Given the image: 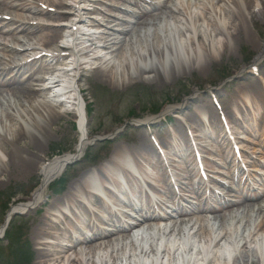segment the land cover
<instances>
[{"label": "bare ground", "instance_id": "1", "mask_svg": "<svg viewBox=\"0 0 264 264\" xmlns=\"http://www.w3.org/2000/svg\"><path fill=\"white\" fill-rule=\"evenodd\" d=\"M125 1L136 5L137 9H131L129 6L123 9L119 5L110 4L111 9L123 13L122 17H117L110 13L111 9L102 10L96 6V3H103L101 0H92V9L82 8L87 16H80L78 22L71 24L72 29L77 28V24L102 29L98 42L103 46L102 53L104 50L105 53L97 54L95 51L97 47H93V44L81 48L89 57L96 54L91 59L95 61L93 66L86 61L77 63L84 69L86 81L99 80L115 90L143 81L165 83L169 79H176L178 72L188 70L198 63L200 56L197 50L190 51V44L187 42V31L191 28L187 29L186 24L177 17L181 13L180 3L183 0ZM232 1L238 5L240 0ZM67 5L65 0H0V34L9 37L13 43L7 45L0 42V52L8 53L7 57L6 54L0 53V184L4 179L11 180L15 176L30 178L41 174V181L35 190L25 201L11 205L9 216L7 215L9 219L15 211H42L34 237H45L48 240L41 243L43 250L39 252L41 257L39 263L98 264L97 261L101 260V264H147L149 261L152 264H219L216 262L218 256L225 259L227 246L223 244L228 243L237 248L245 247L251 235L250 242H253L257 249L263 246L264 252V223H258L264 212L262 205L264 177L260 175L252 177V183L249 176L241 172L237 176L241 185L232 199L220 197L211 205L204 204L193 209L179 208L169 214L152 213L144 221L146 224L143 228L146 229L140 236H134L132 233L140 224L122 226L112 231L92 229L91 223L87 220L92 213L88 203L94 204L99 201L100 184H103L104 178H110L115 182L113 178L116 177L119 168L125 165L116 160L114 162L112 157L132 154L137 162L138 171L145 180L156 178L166 183L168 173L165 170V162L159 155L158 147L152 141L149 132L143 131L135 146L118 144L107 154L109 158L105 163L95 169H84L70 182L63 195L45 198L46 188L62 175L67 162L81 158L89 141L93 140L87 132V127L86 135L82 119L78 131L80 137L74 150L56 155L42 163L40 151L44 147V142L49 140L53 126L63 117V112L56 109L52 100L53 88L58 81H54V77L49 80L47 75L53 71L55 62L71 57L73 50L67 47L61 48L60 54L38 53L34 42H42L49 48L61 35V28L62 30L70 28L67 27V23L62 24L59 21L64 18L68 21L73 13L79 10V6L70 5L73 13L70 11L69 14L56 9ZM93 15H102L106 19L98 21L93 19L95 17ZM43 17L56 21L57 25L54 26L58 27H53L52 30V26L37 22V19ZM170 19L182 26L173 25L169 22ZM114 21L120 23L112 24ZM199 21L200 18L195 19L196 37L201 41H199L201 47L207 42L212 56L218 52L215 38L216 35L223 33V28L215 26L208 34L200 29L202 24ZM241 33L242 30L237 31L239 36ZM238 35L236 37H239ZM262 56L263 53L257 56L254 64H257ZM202 68H205L204 65ZM260 74L261 86L252 91L257 98L261 95L264 85V73ZM242 84L239 83L235 87L234 92L243 96L234 97L232 100L234 105H238L248 94V90L243 89ZM85 93V88H81L82 97ZM254 99L258 102L256 98ZM190 100L183 105L166 107L162 111L163 116L174 110L184 119L193 121L197 127L203 126L202 113L194 110L199 109L204 101L210 99L195 98L193 102L198 101L196 104ZM243 105L245 106V102ZM258 109L248 111V120L258 121V117L262 115ZM208 116L213 130H204V133L214 135L219 122L214 113L209 112ZM156 120L147 117L134 125L150 127L164 125ZM228 126L230 127V123ZM117 130L119 129L113 130L110 134H116ZM246 131L254 134L253 131ZM165 134L160 148H165L168 155H184L185 166L177 167L186 176L195 172L198 165L195 149H189L191 146L188 144L184 123L177 119L173 130L171 132L166 130ZM246 134L247 137H237L241 139L238 145L249 147L254 152L263 151L257 145L245 144L249 143V140L261 144L258 138ZM262 136L264 142V134ZM204 138L200 135L196 138L198 142L201 140L198 149L202 151L209 150V146L203 143ZM245 138L248 141L245 142ZM221 140L224 144L228 139L223 136ZM241 146L238 148H243ZM185 153L188 155L185 156ZM135 157L140 158L142 162ZM173 161L170 163L173 164ZM258 163L264 166V162ZM148 168H152L158 174L150 175ZM214 170L215 167L208 164L205 172L212 174ZM214 185L216 186V183ZM180 188L181 191L188 192L192 188V183L185 181ZM42 206H46L45 209ZM184 206L188 207L187 204ZM65 209L70 210L71 216L65 213ZM3 226L0 225V231ZM84 226L88 232L93 230V235L78 238L73 230L79 231V228ZM204 240L217 249L213 252L214 256L209 259L202 258L201 251L197 249L205 244ZM79 247L83 250L80 251ZM139 255L145 259H138ZM229 256L232 257V254L229 253ZM149 258L151 260H148ZM261 261L264 262V256L261 253L258 256L255 249L240 253L237 258H233L232 264H259Z\"/></svg>", "mask_w": 264, "mask_h": 264}, {"label": "rangeland", "instance_id": "2", "mask_svg": "<svg viewBox=\"0 0 264 264\" xmlns=\"http://www.w3.org/2000/svg\"><path fill=\"white\" fill-rule=\"evenodd\" d=\"M65 1L68 3L67 6L56 9L62 12L71 11L73 13L72 9L69 8L70 5L75 4L79 6V10L73 13V20L83 15L84 11H82V8L90 10L93 6L92 0ZM101 1L103 3H96V6L102 10L109 8L106 2H114L116 4L124 3L122 0ZM174 1L176 2V0ZM125 4L128 5L127 3ZM180 4H182L181 13L178 14L177 17L186 24L187 29L191 28V30L187 31V42L190 44V51L193 52L192 49L197 50V54L200 56L198 63L188 70L178 72L176 79H169L165 83L143 81L119 90H115L109 84L99 80L93 79L86 81V77H83V82H81L80 86L88 89L85 91L84 98L91 103L90 108H92V112L87 115V129L89 135L94 138V140L89 143L88 149L83 157L68 167L67 174L70 181L72 178L77 177L85 168L94 163V159L100 160L108 157L107 154L118 144L131 146L138 144L139 136L143 131L146 133L149 132L154 138L155 143L158 144L157 146L160 147L166 136L164 130L169 125L168 122L161 118V112L156 114L159 116L154 114V108L157 107L161 109L163 106V108H165L174 105H183L188 100L192 98L195 99V97L200 98V100L205 97L211 99V102L205 104V106H210L214 109H217L215 106L216 102L222 103L224 108L221 112L222 116L225 117L226 121L231 123L230 126L238 133L237 136L234 137H244V130H246V128L251 129L252 123L257 137L264 134V87H262V93L259 98L255 97V94L252 92L260 85L259 74L262 72L264 73V56L257 64H254L255 57L264 53V0H240L238 5L232 0H183ZM131 7L136 9V6L133 4ZM113 13L118 16L123 14L117 10H113ZM102 15L93 16H96L99 20H105L106 18ZM83 16L85 17L87 15L84 14ZM199 18V23L202 24L200 29L208 34L212 32L215 26L223 28V33L216 35L217 37L215 38L218 52H215L212 56H210L207 42L201 47L199 43L200 40L196 37L197 23L195 24V19ZM38 21L51 26L55 23V21L49 17L39 18L37 19V22ZM169 22L173 25H177L172 19H170ZM117 23H120V21L113 22V24ZM241 25L243 29H241ZM177 26L182 25L178 24ZM54 28L52 27V30H54ZM240 30H242V33L239 36L237 31ZM60 32H63V30L60 29ZM237 35L239 37H236ZM0 42L7 45L13 44L9 37L2 34H0ZM34 43H36L35 47L38 53L54 52L58 54L61 51L59 49L57 50L54 46L58 44L56 42L49 48L44 46L42 42L38 41ZM0 53L6 54L5 57L8 55L7 52ZM204 61L205 63L203 64ZM55 63H59V61ZM202 65H204L205 68H202ZM232 76H235V78L231 79ZM226 77L228 78L223 81ZM239 83H243V89L248 90V94L247 96L244 95V99L240 101L238 105H234L232 102L233 98H240V96H243L240 95V93H232ZM247 97L248 99H246ZM254 98H256L258 102H256ZM193 99L190 101L193 102ZM243 102H245V106ZM196 103H198V101L193 102V104ZM246 105L248 109H258L259 107L258 110L262 115L258 117V121L249 120V122H246L242 115H237L239 118L234 117L233 112L238 109V106L243 109ZM56 109L59 110V107L56 106ZM133 113L135 114L134 116ZM222 116L216 114V119H218L219 124L221 118L223 119ZM147 117H153L157 119L156 121L162 122L165 125L157 127L142 126L140 124L134 125V123H138V121L144 120ZM75 120V115L63 112V117L53 126L49 140L44 142V147L42 151H40V155L43 157L42 163L53 158L55 155L74 150L80 137ZM185 122L190 127L194 126L192 121L186 120ZM206 124L207 122L205 121V125ZM117 128L120 132L115 136L111 135L110 133ZM208 128L213 130L210 121ZM234 139L236 138H233V140ZM261 140L262 137L259 142H261ZM238 141H240V139H236L233 143L236 144ZM207 143H210L212 148L215 146L217 148L220 147V142H217L215 139L208 138ZM90 145H92V147H90ZM55 148L58 149V151L55 152L53 150ZM87 152L89 153L88 155ZM161 156L163 158L165 157L167 160H170V157H172V155L170 156L167 153H161ZM210 156L212 158L215 157L213 155ZM262 159L264 160V157ZM207 162L210 164L209 161ZM259 170L264 173V169ZM224 171L230 173L229 170L225 169ZM252 177H258V175L249 172L250 180ZM40 178L41 174L38 173L30 178L20 175L13 177L11 180L4 179L0 184V205L7 202L8 198L17 191L19 195L13 199L12 204L22 200L25 201L28 197L26 194L30 189H33L40 183ZM67 187L68 185L66 188ZM235 188V184H232V188L227 187L226 196H228L230 191H234ZM44 195L45 198L50 199L62 194L57 195L48 188L45 190ZM262 205L264 207V200ZM42 207L45 209L46 206ZM41 213L42 211L38 210L27 212L22 215L19 221L21 223L24 222L28 227L27 233L35 249L33 264H42L39 263L41 259L39 252L43 250L41 243L48 240L45 237H34V231L38 227ZM3 217L4 214L2 215V209L0 207V219ZM258 223H264V212L261 214ZM251 239L252 235L248 237V242L245 247L238 248V254L251 252L256 249L258 256H260V253L264 256L263 246L257 249L254 247V243L250 242ZM49 248L52 249L51 247Z\"/></svg>", "mask_w": 264, "mask_h": 264}, {"label": "trees", "instance_id": "3", "mask_svg": "<svg viewBox=\"0 0 264 264\" xmlns=\"http://www.w3.org/2000/svg\"><path fill=\"white\" fill-rule=\"evenodd\" d=\"M65 179L57 182L53 189L57 190L58 185H63ZM6 208V206H4ZM8 244L5 246L0 241V264H31L33 259V251L26 237L23 227H18L16 221L11 223L6 233Z\"/></svg>", "mask_w": 264, "mask_h": 264}, {"label": "water", "instance_id": "4", "mask_svg": "<svg viewBox=\"0 0 264 264\" xmlns=\"http://www.w3.org/2000/svg\"><path fill=\"white\" fill-rule=\"evenodd\" d=\"M0 238H1V235H0Z\"/></svg>", "mask_w": 264, "mask_h": 264}]
</instances>
